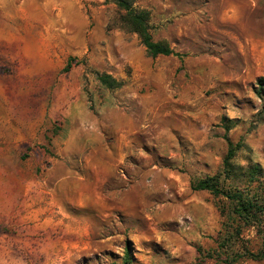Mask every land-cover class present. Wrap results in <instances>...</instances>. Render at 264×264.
<instances>
[{
	"label": "rangeland",
	"instance_id": "374dc122",
	"mask_svg": "<svg viewBox=\"0 0 264 264\" xmlns=\"http://www.w3.org/2000/svg\"><path fill=\"white\" fill-rule=\"evenodd\" d=\"M134 5L182 57L109 29L114 0H0V264L194 263L223 227L192 182L221 171L224 118L236 167H264V0Z\"/></svg>",
	"mask_w": 264,
	"mask_h": 264
},
{
	"label": "trees",
	"instance_id": "16d2710c",
	"mask_svg": "<svg viewBox=\"0 0 264 264\" xmlns=\"http://www.w3.org/2000/svg\"><path fill=\"white\" fill-rule=\"evenodd\" d=\"M135 0H114L115 11L110 18L109 29H122L138 35L149 55L169 56L182 54L173 49L167 40H155L151 33V11L137 8ZM69 60L66 69L72 66ZM98 79L107 88L115 89L123 85L113 75L103 72ZM259 93L264 92V78L259 82ZM224 138L227 142V153L220 172L212 176L193 180L195 190H206L211 194L224 197L226 202L220 206L223 227L216 239L217 247L204 252L199 249V258L191 264H207V259H224V264H235L242 258L264 260V167L251 163L245 168H237L234 160L238 152L245 146L242 140L234 142L229 132L233 121L224 118ZM254 228L262 239V246L255 252L247 246L244 239L246 229ZM120 264H133L127 249L125 258Z\"/></svg>",
	"mask_w": 264,
	"mask_h": 264
}]
</instances>
